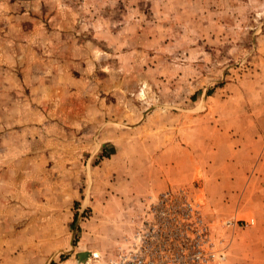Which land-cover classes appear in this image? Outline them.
<instances>
[{"label": "rangeland", "instance_id": "1", "mask_svg": "<svg viewBox=\"0 0 264 264\" xmlns=\"http://www.w3.org/2000/svg\"><path fill=\"white\" fill-rule=\"evenodd\" d=\"M176 187L264 264V0H0V264H104Z\"/></svg>", "mask_w": 264, "mask_h": 264}, {"label": "built area", "instance_id": "2", "mask_svg": "<svg viewBox=\"0 0 264 264\" xmlns=\"http://www.w3.org/2000/svg\"><path fill=\"white\" fill-rule=\"evenodd\" d=\"M133 222L104 264H220L226 257L188 188L150 196Z\"/></svg>", "mask_w": 264, "mask_h": 264}]
</instances>
